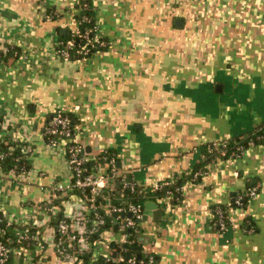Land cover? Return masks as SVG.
<instances>
[{"label":"crops","instance_id":"0c3cea01","mask_svg":"<svg viewBox=\"0 0 264 264\" xmlns=\"http://www.w3.org/2000/svg\"><path fill=\"white\" fill-rule=\"evenodd\" d=\"M91 1L108 48L64 60L57 45L76 28L79 0H0V52L13 54L0 62V118L30 164L0 174V210L17 224L35 219L39 238L14 264H68L53 246V218L63 213L78 229L89 213L79 192L54 193L73 181L69 142L45 136L57 112L74 117L89 158L114 153L118 177L143 188L183 178L179 202L147 201L159 205L157 222L144 208L138 237L154 264H264V144L240 157L207 152L264 127V0ZM196 168L205 171L198 180ZM252 183L256 196L228 210L221 229L214 207ZM120 243L119 231L104 230L94 260Z\"/></svg>","mask_w":264,"mask_h":264},{"label":"built area","instance_id":"2783aa9c","mask_svg":"<svg viewBox=\"0 0 264 264\" xmlns=\"http://www.w3.org/2000/svg\"><path fill=\"white\" fill-rule=\"evenodd\" d=\"M84 21L89 22V19H84ZM78 24L76 23V28L72 31L74 34H78ZM93 34V35H91ZM83 39L86 41L84 46L77 49L76 42L73 39L61 43L64 46L58 52L59 56L65 60H68L72 53L75 52L77 55H88L91 52V49L96 47H103L106 43L99 36V26L94 25L91 29L86 31L83 35ZM0 127L2 128V134L5 135L3 131V122H0ZM45 136L49 137L56 142L58 139L67 140L69 145L67 146V157L73 174V181L69 185L58 184L54 189L55 194H67L73 192L74 190H79L86 195L87 206L89 209L88 215L79 219V228L76 229L69 219L60 220L56 225V236L53 243L56 254L63 259V261L68 264H86L81 258L84 253L91 250V243L89 241V236L94 234L99 229V224L102 223L101 215L99 209L103 205L98 204L97 198L100 195L102 189L112 188L115 181L119 175V166L116 157H108L104 155L103 152L96 160H92L88 157L85 152V148L75 141L77 137V127L73 126L72 120L68 115L57 113L51 121L48 123L45 131ZM228 146V141H221L213 144L211 150H220L225 149ZM254 146V143L249 142V147ZM13 149V148H12ZM243 152L244 149L240 148ZM5 158V154L0 152V160ZM90 161H96L98 163V168L96 172H87L84 168V165ZM107 166L109 172L101 175V167ZM25 170L17 172L12 170L9 173H4L0 165V174H14L22 175ZM125 188L134 189L135 184H132L130 181L127 182L125 178L122 179ZM169 183L163 182L153 186L154 191L165 189ZM180 189L178 188L177 191ZM183 190V189H182ZM181 190V191H182ZM257 194V188H252L248 190L247 196L249 198H254ZM242 197L240 196L235 204L238 207H241ZM53 208V201L47 203L43 207V211L51 212ZM230 210V209H229ZM232 210V209H231ZM113 212V217L116 223L119 225V232L121 234V243L120 246L130 243V233L128 229L136 230L137 224L140 225L144 217L145 209L140 204H129L127 209L114 207L111 211ZM123 213V214H122ZM128 213V216L126 214ZM0 215V235L3 233L1 224L4 220L7 221L9 225H15V233L20 240L29 241L31 240L30 229L36 227L38 224L35 219L27 220L23 223L17 224L16 222H11L7 220L3 213ZM51 214V213H50ZM94 216V217H91ZM218 221V225L221 229H225L228 225V217L225 216L222 209H217L215 213ZM35 223V224H34ZM34 239L37 240V236H34ZM127 250L122 249L121 252H126ZM21 249H16L9 247L4 243H0V264H5L10 255H19ZM110 258L108 259V261ZM124 261L123 256H120L116 260V264H120ZM154 257H148V264H154ZM127 264H138L135 257H129L127 259ZM139 264H145L144 261H140Z\"/></svg>","mask_w":264,"mask_h":264},{"label":"trees","instance_id":"16d2710c","mask_svg":"<svg viewBox=\"0 0 264 264\" xmlns=\"http://www.w3.org/2000/svg\"><path fill=\"white\" fill-rule=\"evenodd\" d=\"M48 11L52 12L54 10L49 9ZM52 13H55V12H52ZM85 18L89 19L90 21L89 22L84 21ZM75 21L78 24L77 29L79 33L74 34V32L71 29H69L68 31H66V34L60 35L59 43L57 45V51H59L60 49L64 47L61 45V43H65L66 41L70 39H73L76 42L77 49L81 48L80 46H84L86 44V41L83 39L84 33L88 31L89 29H91L94 25H98L96 20L93 17V8H92L91 0H79L76 6ZM102 40L106 43L105 46L96 47V48L91 49V52L88 55H77L74 52L72 53L71 57L68 60L87 59V58L92 57L93 55H95L96 53L100 51L106 50L109 44L107 40H105L104 38ZM12 56L13 54L11 53L3 54L2 52H0V62L2 61L8 62ZM57 113L68 115L72 120L73 126L76 127V121L71 114H68L65 112H57ZM55 115L56 113L53 115V117ZM0 122L1 123L3 122L2 118H0ZM251 141L254 143V146L264 144V127L261 128L260 130H257L249 134L246 137H240V138L228 141V146L225 149L211 150V148L213 147V144L209 145L207 152L209 153V156H212V157L220 156V155L225 156V157H229V156L240 157L243 154V151L240 148L242 147L244 151L247 150L249 148V142ZM0 152L5 154V158L3 160H0L1 169L4 173H9L12 170L21 172L23 170L28 171L30 169V164L27 161L24 153H22V150L16 147V143L12 142L9 139V137L2 134L1 127H0ZM104 153H105L104 155L108 157H116L111 150H107ZM84 168L87 170V172H93V171L96 172L97 171L96 169L98 168V163L96 161H90L84 165ZM204 173H205L204 169L196 168L193 171L192 175L193 177L196 176L198 180V178ZM124 176L125 175L117 177V180L115 181L114 186L112 188L102 189L100 195L97 198L98 204L103 205V207L99 209L102 223L99 224L98 231L89 236V241L91 243V250L84 253L81 257L84 263L86 264H116L115 262L120 256H123L124 258V261L121 262L120 264H127V259L129 258V255L130 257H135L137 259L138 264L140 261H144L145 264H148V257L142 252L143 246L139 242L138 234L140 233V228H141L139 224H137L135 228L136 230L128 229V232L130 233V238H129L130 243H127L126 245H122V246L115 245L113 247L114 248L113 251L115 252V255L112 254L108 258L99 257L98 259L94 260L93 258L94 249L93 248H94L95 243L98 242V240L100 239L101 233L108 228L113 229L114 231L119 230V225L115 224L114 219L112 218L113 212L105 211V207H108V210L110 211L114 207L127 209L129 204H140L145 208V204L147 203V201H150V200H157L160 198L171 197L172 201L175 203V202H179L182 199V196H183L182 189H184L183 178H177L175 180H168L166 182L169 183V185L166 186L165 189L154 191L153 187L143 188L136 184H135L134 189L125 188L124 183L122 182V179ZM125 179L127 182H129L128 177H126ZM255 187L258 190V186L252 183L249 188L252 189ZM178 188L180 189L179 191H177ZM73 192L74 193L79 192L86 199L87 194H84L79 190H74ZM240 196L242 197L241 207H238L235 204V201ZM249 199L250 198L247 196V194H239L238 196L232 199V203L228 207L227 206H215L214 214L216 213L217 209H222L224 211L225 216L228 217L227 211L229 209L243 208L247 205ZM0 215L1 217H3L2 214ZM126 216H128V213L126 214ZM91 217H94V216L91 215ZM64 219H67V218L63 215V213H59L55 218H53V224L55 228H56L57 223L60 220H64ZM1 227H2L3 233L0 235V243H4L8 245L9 247H13L16 249H23L28 246H33L39 242V238L37 235V229H35V227L30 229L31 240L29 241L20 240L14 231L15 225L7 224L6 220L3 221V223L1 224ZM34 236H37L38 239L35 240ZM122 249H125L127 251L121 252ZM109 258L110 260L108 261ZM5 264H14V255L11 254L10 258Z\"/></svg>","mask_w":264,"mask_h":264},{"label":"water","instance_id":"95a60500","mask_svg":"<svg viewBox=\"0 0 264 264\" xmlns=\"http://www.w3.org/2000/svg\"><path fill=\"white\" fill-rule=\"evenodd\" d=\"M181 24V20L175 21V25L178 26ZM146 210L154 211V221L157 222L161 218V210L159 209V205H157L154 202H148L145 204ZM149 218L147 216H144L141 221H139L140 224L147 222ZM130 257V255H129Z\"/></svg>","mask_w":264,"mask_h":264}]
</instances>
